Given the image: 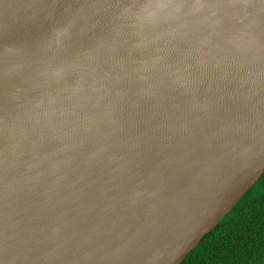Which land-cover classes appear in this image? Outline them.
<instances>
[{"label": "water", "instance_id": "95a60500", "mask_svg": "<svg viewBox=\"0 0 264 264\" xmlns=\"http://www.w3.org/2000/svg\"><path fill=\"white\" fill-rule=\"evenodd\" d=\"M263 174L264 0H0V264H182Z\"/></svg>", "mask_w": 264, "mask_h": 264}, {"label": "trees", "instance_id": "16d2710c", "mask_svg": "<svg viewBox=\"0 0 264 264\" xmlns=\"http://www.w3.org/2000/svg\"><path fill=\"white\" fill-rule=\"evenodd\" d=\"M182 264H264V174Z\"/></svg>", "mask_w": 264, "mask_h": 264}, {"label": "clouds", "instance_id": "9594fccd", "mask_svg": "<svg viewBox=\"0 0 264 264\" xmlns=\"http://www.w3.org/2000/svg\"><path fill=\"white\" fill-rule=\"evenodd\" d=\"M157 7H158V8H162V6H161V5H157ZM178 7H179V6H178Z\"/></svg>", "mask_w": 264, "mask_h": 264}]
</instances>
